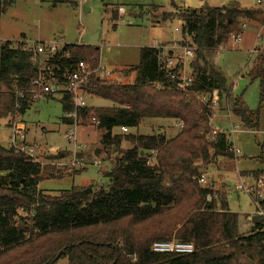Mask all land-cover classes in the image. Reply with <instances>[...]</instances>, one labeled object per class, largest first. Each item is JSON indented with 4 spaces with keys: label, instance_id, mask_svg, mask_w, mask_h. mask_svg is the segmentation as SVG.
Wrapping results in <instances>:
<instances>
[{
    "label": "trees",
    "instance_id": "1",
    "mask_svg": "<svg viewBox=\"0 0 264 264\" xmlns=\"http://www.w3.org/2000/svg\"><path fill=\"white\" fill-rule=\"evenodd\" d=\"M39 1L78 7L73 0ZM13 2L0 0V17ZM144 9L158 7H140L139 14ZM176 17L182 23V37L190 41L187 45L196 55L190 65V91L168 88L159 71L161 47L140 49L137 65L119 72L125 77L133 74L132 83L99 75L88 80V95L112 104L79 112L82 121H98L99 143L110 163L101 175L106 183L56 194L42 191L38 187L42 180L73 177L84 170L42 167L0 146V264H56L63 258L68 264H264V221L251 223L241 234L239 215L230 212L226 196L215 192L212 184L198 183L205 166L233 155L225 135L211 136L210 110L198 96L216 91L220 104L226 95L228 114L245 129L258 127L264 104V49L253 53L246 75L250 82H258L255 111L243 107L240 97L231 100L222 72L206 54L225 46L231 35L240 37L246 24L264 25V0L254 9L229 2L223 8L162 14L160 21ZM113 20H117L114 14ZM14 44L0 43V121L16 112L23 116L34 103L28 92L37 72L30 54L18 47L20 43ZM64 51L73 63L98 67V47L65 44ZM16 90L26 92L17 111ZM59 103L62 121L70 125L66 117L73 111L69 96L63 94ZM146 119L171 120L182 123V128L171 138L113 133L114 129H137ZM124 143L130 148L123 149ZM252 177L264 180V171L253 172ZM171 240L192 243L194 252L156 254L150 249L154 242Z\"/></svg>",
    "mask_w": 264,
    "mask_h": 264
},
{
    "label": "rangeland",
    "instance_id": "2",
    "mask_svg": "<svg viewBox=\"0 0 264 264\" xmlns=\"http://www.w3.org/2000/svg\"><path fill=\"white\" fill-rule=\"evenodd\" d=\"M82 1L76 2L78 7L74 9L68 4L53 5L40 3L39 0H14L0 17V43H14L24 36L25 39L35 42L62 40L68 45L95 46L99 48V64L110 73L107 78L129 84L133 82L134 75L125 77L119 75V72L137 65L140 49L159 46L165 51L190 43L188 39L182 37V23L178 17L162 22L160 21L162 14L175 15L185 10L200 11L207 7H222L231 0ZM235 1L241 7L258 6V0ZM153 5L160 9L155 11L144 9V14H139L140 7ZM120 7L125 11L123 16L118 13L117 8ZM113 14L117 20H113ZM120 16L122 17L119 18ZM129 16L132 17L131 22L128 21ZM251 25L249 23L244 26L246 28L240 35V42H234L229 38V42L222 46L221 50L218 48L212 53H207L206 57L216 70L222 72L231 100L240 97L243 107L255 111L259 105L258 82H250L246 75L255 58L253 50L264 49V31L261 33L264 25L256 27L257 29ZM161 44L163 45L160 46ZM195 57L189 62V67ZM225 96L223 95V100L218 106L219 111L217 110L210 119V125L213 129L220 128L225 132L235 128L233 148H236L239 154H233L231 158H216L205 166L201 173L206 176L208 183H213L215 192L226 196L230 212L239 215V232L245 234L251 227L250 219L256 216L257 209L254 205V194L237 190V187L241 182L246 183L249 188L254 187L257 180L253 179L252 173L264 171V104L260 109L258 127L248 130L241 125L239 119L228 114V99ZM59 100L60 97H54L47 102L35 101L29 107L22 116V122L29 130L27 139L40 147L39 160L42 167L84 171L73 177L42 180L39 189L56 194L91 184L103 185L106 181L101 175L110 169V163L99 143L101 132L88 122L76 129L82 151V154L80 152L76 156V160L83 159V164L75 167H57V164L70 162V153L67 151L73 153L74 150V144L66 138L70 126L61 121L63 114ZM88 104L96 108L112 106L109 101L98 97L89 98ZM4 123V120L0 121V145L7 147L9 137L7 129L2 125ZM175 124H177L175 121L165 119H146L137 129L128 130L126 134L140 136L164 134L171 138L178 128ZM120 132L118 129L113 130L114 134ZM122 148L129 149V144L124 143ZM96 150L97 156L94 155ZM59 154L63 156L60 157ZM58 155L60 159H49ZM112 156L115 157V151ZM94 162H99V165H95ZM56 264H68V261L63 258Z\"/></svg>",
    "mask_w": 264,
    "mask_h": 264
},
{
    "label": "built area",
    "instance_id": "3",
    "mask_svg": "<svg viewBox=\"0 0 264 264\" xmlns=\"http://www.w3.org/2000/svg\"><path fill=\"white\" fill-rule=\"evenodd\" d=\"M73 1L79 3L83 2L82 0ZM258 2L260 4L261 0ZM118 13L124 15V10L118 8ZM230 39L234 42H240L241 40L239 36L236 37L234 35H231ZM14 43L15 47L18 45L17 43H20L18 47L30 54L31 63L37 72V77L31 82L32 89L28 92L31 99L35 102L46 96L54 98L66 94L69 96L70 102L73 105V111L66 116L71 121L66 138L69 142L74 144V154L71 153L70 162L57 164V167H75L83 164V159L80 158L76 160V156L81 152V145L78 143L76 129L85 123V121H82L79 112L88 108L86 102L88 97V80L93 75L109 76L110 73L106 72L100 64H98L97 68L91 69L83 62L73 63L69 53L64 51L65 44L60 40H54L52 42H32L21 38ZM219 49L221 50L222 47ZM254 52L255 50H253V53ZM193 59L194 48L188 45L176 49L163 50L159 57V71L169 83L168 88L179 92L190 91L193 78L191 76L189 62ZM156 88L159 89L163 87L161 85H156ZM14 94V109L17 111L20 108V101L24 99L26 92L16 90ZM198 99L208 107L210 115L212 114V116H214L219 106L218 93L213 91L209 95L198 96ZM22 120V116L17 112L7 119V126L10 132L9 147L16 153L26 155L31 162L41 165L39 160L41 149L39 146L31 145L27 142L26 127ZM88 123L93 126L98 125V121L95 120V118H91ZM177 124V127L181 129L182 123ZM120 130L122 134L128 132L127 128H121ZM235 131V128H231L229 132H225L220 128H212L211 136L217 134L225 135L228 144L231 146V152L237 155L239 151L232 146V138ZM94 164L99 165V162H94ZM198 183L201 186L210 184L204 174L199 176ZM237 190H244L251 195L254 194V205L257 209L255 215L262 218L264 221V205H262V201L264 200V180H257L254 183V187L250 188L246 183L241 182ZM211 199V196H207L206 198L207 201H211ZM150 249L156 254L189 255L194 252V245L190 242L171 240L166 242H154Z\"/></svg>",
    "mask_w": 264,
    "mask_h": 264
},
{
    "label": "crops",
    "instance_id": "4",
    "mask_svg": "<svg viewBox=\"0 0 264 264\" xmlns=\"http://www.w3.org/2000/svg\"><path fill=\"white\" fill-rule=\"evenodd\" d=\"M259 1V0H258ZM229 2H236L237 3V1H235V0H231V1H229ZM228 2V3H229ZM257 4H258V6H255V7H251V8H246V7H242V8H246V9H254V8H257V7H259V2H257ZM153 6H156V5H153ZM226 5H223L222 7H219V8H223V7H225ZM158 7V6H157ZM241 7V6H240ZM121 8V7H120ZM208 8V7H207ZM123 9V8H122ZM158 9H160V8H158ZM124 10V9H123ZM87 11H89L88 9H87ZM124 15H125V11H124ZM123 16V15H122ZM122 16H120L119 18H121ZM128 21L129 22H131L132 21V17H130L129 16V18H128ZM252 27H254V28H256V27H258V26H255V25H251ZM246 27H244V29H245ZM257 29V28H256ZM264 31V28L262 29V31H261V33ZM262 35V34H261ZM20 38H24L25 39V37L24 36H21ZM27 40V39H26ZM29 41V40H28ZM62 41V40H61ZM241 41V40H240ZM32 42H35V41H32ZM41 42V41H40ZM42 42H44V41H42ZM63 42V41H62ZM174 42V41H173ZM64 43V42H63ZM168 43H171V42H168ZM65 44V43H64ZM164 44H167V43H164ZM163 44H161L160 46H162ZM159 46H157L156 48H158ZM253 48V47H252ZM252 48H250V50H249V52H250V54H251V50H252ZM101 66V65H100ZM106 77H108V76H106ZM91 97H94V96H92V95H88V97H87V106H88V108H96V107H93V106H90L89 104H88V99L89 98H91ZM40 100H45L46 102L47 101H50V100H52V99H49V97L47 98V97H43V98H40L39 100H37L36 102H39ZM34 104V103H33ZM60 106H61V104H60ZM218 111H219V108H218ZM230 117V116H229ZM230 120V119H229ZM61 121H62V119H61ZM169 121H171V120H169ZM63 122V121H62ZM174 122V121H173ZM177 123V122H176ZM174 124V123H173ZM6 129H7V132H8V137L10 138V132H9V129H8V126H7V120L5 121V123L4 124H2ZM178 124H175V126H177ZM1 127V126H0ZM26 127V126H25ZM131 129H129V131H130ZM178 130H180V128L178 127V128H176L175 129V131L176 132H178ZM28 132H29V130H28V128L26 127V136H27V138H28ZM176 132L172 135V136H174L175 134H176ZM9 140V139H8ZM27 142L29 143V144H31V145H34V143H31V142H29L28 141V139H27ZM81 145V144H80ZM1 146V145H0ZM7 146V145H6ZM233 146V145H232ZM7 147H9V142H8V146ZM129 148H130V146H129ZM67 152H69L70 153V157H71V151H67ZM73 152V151H72ZM95 152V151H94ZM81 154H82V151H81ZM63 155L62 154H60V157H62ZM60 159V158H59ZM240 174V173H239ZM210 184H212L213 185V183L212 182H210ZM222 188H224V186H222ZM251 220V219H250Z\"/></svg>",
    "mask_w": 264,
    "mask_h": 264
},
{
    "label": "water",
    "instance_id": "5",
    "mask_svg": "<svg viewBox=\"0 0 264 264\" xmlns=\"http://www.w3.org/2000/svg\"><path fill=\"white\" fill-rule=\"evenodd\" d=\"M94 155H95V156L98 155L97 150L94 152ZM141 155H142V153H141ZM210 186H211V185H210ZM262 222H263V219H262V218H259L258 216H253V217L251 218V223H252V225L260 224V223H262ZM123 250H124V252H125V249H123Z\"/></svg>",
    "mask_w": 264,
    "mask_h": 264
},
{
    "label": "bare ground",
    "instance_id": "6",
    "mask_svg": "<svg viewBox=\"0 0 264 264\" xmlns=\"http://www.w3.org/2000/svg\"><path fill=\"white\" fill-rule=\"evenodd\" d=\"M210 117H211V118L213 117L212 114L210 115Z\"/></svg>",
    "mask_w": 264,
    "mask_h": 264
}]
</instances>
